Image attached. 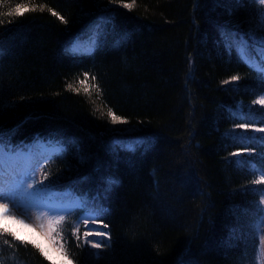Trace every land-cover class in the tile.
<instances>
[{
  "label": "trees",
  "instance_id": "obj_1",
  "mask_svg": "<svg viewBox=\"0 0 264 264\" xmlns=\"http://www.w3.org/2000/svg\"><path fill=\"white\" fill-rule=\"evenodd\" d=\"M122 2L132 0H9L11 7L45 10L0 24V95L16 105L0 116V127L12 132L6 141H62V154L41 158L37 180L42 170L55 193L101 197L102 222L95 225L107 233L101 246L85 242L82 222L79 239L73 235L84 214L77 206L57 226L58 245L72 264H177L182 255L185 264H256L259 248L264 260L256 228L262 193L249 191L264 185L253 183L259 172L234 163L258 158L264 147L225 136L243 133L236 125L244 120L231 115L238 105L264 113L254 103L264 87L221 37L222 30L255 28L264 0H135L131 9ZM101 15L112 19L100 45L73 51L71 37L88 39ZM108 108L127 123L113 125ZM116 140L146 143L130 153L118 150ZM108 177L115 183L105 195ZM15 235V241L0 235V264H67ZM96 252L103 258L89 255Z\"/></svg>",
  "mask_w": 264,
  "mask_h": 264
},
{
  "label": "snow or ice",
  "instance_id": "obj_2",
  "mask_svg": "<svg viewBox=\"0 0 264 264\" xmlns=\"http://www.w3.org/2000/svg\"><path fill=\"white\" fill-rule=\"evenodd\" d=\"M135 0H132L131 3H123L122 7L131 9L134 6ZM235 3L239 4L240 0H235ZM2 9H7L2 10ZM44 11L45 6L40 5L29 6L27 3H18L14 7L9 5V0H0V24L4 23V18L8 17H21L28 12L35 11ZM51 15L56 16L61 20L62 23H67L62 16L51 8L47 9ZM259 19L256 22L255 28L250 27L249 30L245 33H238L235 31H221V37L225 42V48L231 54L232 50L235 49L238 58L241 63L245 64L249 68L256 71L260 78L261 86L264 87V12L258 14ZM112 19V17L101 15L98 20L90 26L88 33V43L92 46V50H95L104 39L108 29L107 24ZM11 23V20L8 21ZM126 33L122 34L120 39L116 40L115 43L119 44L125 37ZM79 41V38H77ZM76 44L73 45V50H75ZM238 75L231 77L232 81L239 80ZM92 81H95L96 77H91ZM88 81V74L84 73V80L80 81L81 85H86ZM224 83H229L225 81ZM97 94L100 93V88L98 85H92ZM68 88L73 91H79L74 89L71 84L68 85ZM84 91L87 93L89 88L84 87ZM256 104L264 106V97L254 101ZM16 105L4 100L3 96L0 95V116H3L7 109H13ZM107 115L110 118V122L113 125L116 124H126L127 120L118 116L113 112L111 108H108ZM231 115L236 118H242L243 123L236 125V127L241 129H248L250 124L253 123H264V113L256 112L253 115V110L248 109L247 113L244 111L243 105H238L235 111L231 112ZM31 117H26L23 121L26 123ZM254 132H264V127H258L252 129ZM13 132L15 130H12ZM123 131H129L127 129ZM12 132H5L2 127H0V220L2 219H12L22 225L25 224V220L21 219L22 216H27L28 213L33 211H38L42 213H47L55 219L49 220L47 224L40 222L41 216H36L35 225H27L28 227H35L40 230L45 236H47L53 243L56 242V238L59 237V232H57V226L60 225L64 219L67 212L70 210L67 205L63 203L66 199L63 196L54 195V189L52 184H44L43 181L47 179V175L44 174L41 170L40 175L41 179L37 180V170L41 168V157H40V148L41 146L45 148L55 147L53 154H62L64 152L63 142H52L49 141L47 145H44V142L40 140L39 137H36L32 144H25L23 142L12 144L10 140L6 141V136H11ZM225 136L229 137L233 141H240L245 145L249 143L258 144L261 147H264V136H248L243 133L237 132H227ZM73 143H76L73 141ZM146 143L143 140H128L121 141L116 140L113 142L114 146L118 150H123L126 152L134 153L137 148ZM247 151V147L244 149ZM79 152V148H77ZM234 156H240V152L232 153ZM50 159L51 156L44 157ZM83 160V156H81ZM234 163L237 165H247L250 171L259 172V179L253 181L254 184H264V153H261L260 156L252 157L251 159H241L237 160ZM89 177L85 176L81 180L86 181ZM115 181L111 178L104 179V188L102 189L103 193L106 195L110 190L111 186ZM37 184L42 185L37 187ZM252 192L264 193V189H249ZM101 197L99 193L91 201L88 196L85 194L83 196L72 198V204L81 207L84 209V214L79 218L77 225L74 227L73 235L79 233V223H83L85 231L83 233L86 243H91V247L99 248L103 241L97 240L90 242L87 240V237L90 235L97 236H106V233H103L100 227H88L91 223L93 225L100 224L103 217V209L100 205L97 204V200ZM261 203H264V200H261ZM257 210L260 213L257 229L264 231V208H259L257 205ZM103 227L106 228L107 225L103 224ZM6 234L12 238V240H17V237L14 232L8 230V226H0V235ZM62 238V237H61ZM19 243L25 245H31L40 251L41 255H44V249L39 243L32 241L31 239L18 241ZM4 244H9V240L5 239ZM261 246L264 247V234L261 235L260 239ZM59 249L64 254V259L67 261V264H72V260L68 257L67 251L64 249L63 244L58 245ZM94 259H102V254L99 252L89 253ZM47 259V256H45ZM177 264H185L183 255L178 259Z\"/></svg>",
  "mask_w": 264,
  "mask_h": 264
},
{
  "label": "rangeland",
  "instance_id": "obj_3",
  "mask_svg": "<svg viewBox=\"0 0 264 264\" xmlns=\"http://www.w3.org/2000/svg\"><path fill=\"white\" fill-rule=\"evenodd\" d=\"M85 45L86 44H83V46H82L81 44L78 43V44H76V48L73 51H78V52L82 51L83 52L84 50L88 49V48L87 49L85 48ZM72 49H73V45H72ZM262 97H264V94L262 96H260L259 99L262 98ZM254 128H256V127L248 128V129L239 128V130L242 131L245 134H250L252 136H256V135L257 136L258 135L259 136H264V132H254L252 130ZM48 153H49L48 151L41 150V148H40V157H42V156H44V155H46ZM37 187H40V186H37ZM53 194L56 195V196H63L66 199H68L69 205H67V206L69 207L70 210L67 212V214L65 216H67L69 213H71L70 211H72L74 209L75 205L72 204V199H70L68 197L67 193H55L54 192ZM261 200H264V193H262V195H261ZM261 200H260V202H261ZM261 205H262V208H264V203H261ZM36 216H41V221L40 222L45 223V224H47V222L49 220L55 219V217H53V216H51V215H49L47 213L33 211V212L28 213L27 216H22L21 217V219L25 220V224L24 225L12 220V219H2V220H0V224L7 225L8 228L13 230L15 232V234L19 235L23 239H26V240L31 239L32 241H34L36 243H39L41 245V247L45 250V252L53 260H57L58 261V260L64 259V258H62V252L60 251V249L58 247V243H60L59 238H56V242L53 243V241L50 240L47 236H45L42 232H40V230L38 228L28 227L27 226L29 224L35 225ZM257 225H258V221L256 223V228H257ZM93 227H98V226L93 225ZM57 229H58V227H57ZM100 229H101V231L103 233H106V231L102 227H100ZM257 233H258L259 239H261V230L257 229ZM90 236L93 237L92 242H94V241L99 240V238L100 239L106 238L107 235L106 236H97V235L93 234V235H90ZM58 262H60V261H58ZM256 264H264L262 251H261L260 248L258 249V252H257Z\"/></svg>",
  "mask_w": 264,
  "mask_h": 264
},
{
  "label": "bare ground",
  "instance_id": "obj_4",
  "mask_svg": "<svg viewBox=\"0 0 264 264\" xmlns=\"http://www.w3.org/2000/svg\"><path fill=\"white\" fill-rule=\"evenodd\" d=\"M77 38H80V37H77ZM77 38H74V36L71 37V40H70L72 42L71 45H74V44H78L79 43V44H81L83 46V44H86L85 45V48L86 49L88 48V49L87 50H84L83 53H88L89 52V49L91 47L90 44L87 41L88 39H86V40L85 39H79V41H77Z\"/></svg>",
  "mask_w": 264,
  "mask_h": 264
}]
</instances>
